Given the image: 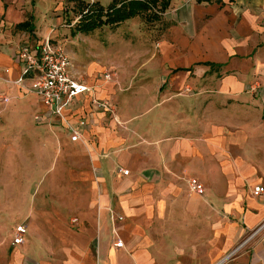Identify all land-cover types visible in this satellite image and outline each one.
I'll list each match as a JSON object with an SVG mask.
<instances>
[{
	"label": "crops",
	"instance_id": "crops-1",
	"mask_svg": "<svg viewBox=\"0 0 264 264\" xmlns=\"http://www.w3.org/2000/svg\"><path fill=\"white\" fill-rule=\"evenodd\" d=\"M65 1L0 0V86L22 74L19 46L61 42ZM26 20L31 29L14 28ZM162 20L155 44L132 55L113 36L68 50L74 76L92 87L66 109L72 124L85 121L83 141L36 93L16 99L39 108L34 121L52 135L40 137L51 142L43 150L80 151L85 167L68 154L70 178L60 169L51 199L40 198L46 186L18 217L0 209V264H264V193H253L264 186V0H170ZM190 177L205 198L188 194ZM20 223L24 241L12 244Z\"/></svg>",
	"mask_w": 264,
	"mask_h": 264
},
{
	"label": "rangeland",
	"instance_id": "rangeland-1",
	"mask_svg": "<svg viewBox=\"0 0 264 264\" xmlns=\"http://www.w3.org/2000/svg\"><path fill=\"white\" fill-rule=\"evenodd\" d=\"M83 1L93 2L99 0ZM160 1L158 0V4L153 5L151 8V19L146 15L135 16L115 27L104 25L85 35L75 31V24L79 19L80 13L77 11L74 2L65 1L60 10L61 22L57 38L69 55V49L82 52L83 49L79 47L80 43L93 41L97 46H106L108 43L106 42L107 37L113 36L123 44V50H121L124 53L123 55H132L133 53H130L132 49H147L149 45H154L156 40L160 38L161 29L165 21L152 18V13L160 10ZM148 13L150 14V12ZM159 13L161 14V12ZM31 35L33 34L31 33ZM109 41L111 43L114 42L113 39ZM10 80H12L10 81V88L0 86V209L3 210V208L11 206L10 211L16 217L19 215V211L22 210L24 203L29 200V193L31 196L35 193L40 195L39 189L41 191L46 186H50L44 189L40 198L51 199V190L53 189V184L56 183L53 181L60 179V169L63 173L61 178L67 180L70 178L66 173L67 170L74 166L84 168L85 160L84 153L80 151L70 153L64 149L60 150L59 147H53L52 151L51 149L43 150L51 142H46L45 139V141L43 140L44 142L40 143V137L51 138L52 135L46 127H41L34 121L33 115L39 108L37 107L31 112L33 105L28 103L21 104L22 102L16 101V99L26 98V95H30L32 92L26 89V83L17 85L14 83L13 78ZM13 88L18 89L16 97L14 94L12 95L11 89ZM33 95L35 94L33 93ZM23 120H29L31 123L21 127L19 122ZM68 156L73 158L74 166L70 164ZM65 180L62 181L67 184ZM188 180L189 178L184 179L187 184L188 194L197 195V193L190 190ZM33 181L35 183H32ZM62 181L60 182L62 183ZM29 185H31L30 192ZM81 187L84 186L81 185ZM60 193H62L61 190ZM205 194L204 191L203 194L197 196L205 198Z\"/></svg>",
	"mask_w": 264,
	"mask_h": 264
},
{
	"label": "built area",
	"instance_id": "built-area-1",
	"mask_svg": "<svg viewBox=\"0 0 264 264\" xmlns=\"http://www.w3.org/2000/svg\"><path fill=\"white\" fill-rule=\"evenodd\" d=\"M16 57L21 64L22 74L14 83L17 85L26 83V89L36 93L43 106L64 123L71 141H83L82 132L85 128V121L79 118L77 125L72 124L67 117L66 109L78 94L90 93L92 87L74 76L72 59L62 44L59 41H53L50 36H46L36 45L25 43L19 46ZM110 77V73L104 74V79H110ZM92 103L98 109L112 110V105L106 99L93 97ZM35 119H39V117L35 116ZM122 172L127 174L128 170L123 169ZM188 185L194 193L203 194L205 191L203 184L195 177L189 178ZM253 193L255 195L264 193V186L256 185L253 188ZM110 217L113 221L123 219L122 216L112 212ZM71 222L77 224L78 217H72ZM26 233L25 224H17L12 244L22 243ZM122 244L121 241L114 243L116 247H121ZM239 246L229 252L225 258L234 255ZM216 264H220V262Z\"/></svg>",
	"mask_w": 264,
	"mask_h": 264
},
{
	"label": "trees",
	"instance_id": "trees-1",
	"mask_svg": "<svg viewBox=\"0 0 264 264\" xmlns=\"http://www.w3.org/2000/svg\"><path fill=\"white\" fill-rule=\"evenodd\" d=\"M67 1H73L77 11L80 13L79 19L75 24V29L83 34H87L104 25L115 27L121 22L135 16L146 15L151 19V8L153 5L158 4V0H110L106 5L101 4L99 1ZM169 2L170 0H161L159 2L160 10L154 11L152 18L162 20V12L168 7ZM14 28L26 31L31 29L32 26L26 20L15 24Z\"/></svg>",
	"mask_w": 264,
	"mask_h": 264
}]
</instances>
